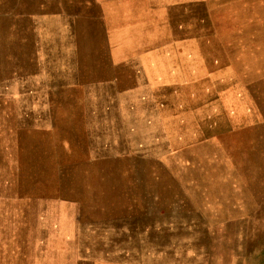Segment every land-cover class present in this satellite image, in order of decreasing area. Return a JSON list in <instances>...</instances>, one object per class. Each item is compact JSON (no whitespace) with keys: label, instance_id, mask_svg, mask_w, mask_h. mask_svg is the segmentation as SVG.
<instances>
[{"label":"rangeland","instance_id":"obj_1","mask_svg":"<svg viewBox=\"0 0 264 264\" xmlns=\"http://www.w3.org/2000/svg\"><path fill=\"white\" fill-rule=\"evenodd\" d=\"M7 4L0 68L16 77L0 97V264H111L90 233L101 214L78 198L102 177L124 193L126 172L169 178L175 165L190 217L145 257L264 264V106L247 88L263 85L264 0Z\"/></svg>","mask_w":264,"mask_h":264},{"label":"crops","instance_id":"obj_2","mask_svg":"<svg viewBox=\"0 0 264 264\" xmlns=\"http://www.w3.org/2000/svg\"><path fill=\"white\" fill-rule=\"evenodd\" d=\"M0 11H2L0 13H6L11 20L15 17L14 8L8 4L7 9L0 7ZM261 61H264V56ZM23 71L28 73L22 74L24 81L22 87L25 90V81H30L34 73ZM15 77L13 64L10 71L8 68L6 73L2 67L0 68V97H10L9 95L14 93L9 83L15 82ZM260 79L264 86V69L261 71ZM262 86L248 84L247 87L249 97L259 99L261 107L264 106L261 101L263 99L264 102ZM27 94L29 98H32L36 95V91L28 87ZM177 168L178 166L175 165L174 172H171L172 177L169 178L162 177L159 171H154L149 176L145 173L139 175L135 172V174L126 172L124 193L109 190L106 187L107 178L102 177L101 183L104 188H88L87 195L78 198L77 201L81 206L90 203L94 205L87 209L93 210L96 217L101 214L99 216L102 219L92 222L90 233L96 238L94 240L96 243H103L105 252L106 249L109 250L107 257L111 264H149L147 261L153 264L151 259L154 258V264H157V250L154 253L155 256H152V253V258L145 257L147 246L152 248L153 243H158L159 235L163 234L166 228L172 227L176 218L189 219L190 215L184 214L186 210L183 208L186 207L184 205L186 197L184 191L179 190V186L186 189L190 187V184L185 182L181 186L182 182L179 180L177 182L175 178L178 175ZM118 196H122V202L117 201ZM176 211L179 212L178 215Z\"/></svg>","mask_w":264,"mask_h":264}]
</instances>
